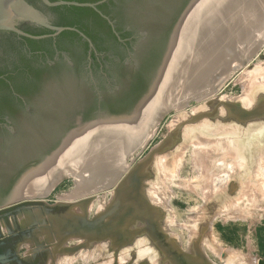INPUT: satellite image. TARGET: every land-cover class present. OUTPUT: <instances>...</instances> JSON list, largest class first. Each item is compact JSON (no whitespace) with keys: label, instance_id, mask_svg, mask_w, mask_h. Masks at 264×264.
Instances as JSON below:
<instances>
[{"label":"flooded vegetation","instance_id":"obj_1","mask_svg":"<svg viewBox=\"0 0 264 264\" xmlns=\"http://www.w3.org/2000/svg\"><path fill=\"white\" fill-rule=\"evenodd\" d=\"M23 1L37 17L0 29V207L70 132L133 110L190 0Z\"/></svg>","mask_w":264,"mask_h":264},{"label":"water","instance_id":"obj_2","mask_svg":"<svg viewBox=\"0 0 264 264\" xmlns=\"http://www.w3.org/2000/svg\"><path fill=\"white\" fill-rule=\"evenodd\" d=\"M40 1L48 6L66 5L94 9V5L90 4ZM105 1L107 0L102 2ZM209 1H189L174 26L167 51L153 82L130 113L111 116L73 130L57 150L20 176L6 202V206L15 205L18 208L0 213V264H53L60 259L73 260L75 250H100L102 260H107V254L116 253L118 250H125L128 257H135V243L152 248V255L158 260V264H209L201 259V240H207L210 219L220 201L235 198L236 187L230 185L227 196L216 197L205 206L208 216L201 218L199 236L190 238L188 255H181L176 239L166 236V220L162 208L147 202L149 189L158 183V155L166 157L172 171V155H178L179 149L193 137L208 136L210 139L230 140L237 153L236 163L243 165V174L234 179L237 182L249 178L257 153L264 152V85H250L242 102L210 100L196 110V116L184 114L174 118L171 136L162 138L154 153L147 154L136 164V170L125 174L114 194L111 207L99 210L94 221H84L86 208L93 206V202L79 206H25L28 205L26 203L47 197L61 181L74 177L72 174L62 173L44 195H32L30 184H25L22 193L15 191L25 178L40 173L65 149L70 139L74 138L76 143L81 133L89 134V146L94 148L93 143H98L97 131L100 125L109 122L113 129L121 132V142L102 144L94 160L103 156L121 160V169L110 184L114 183L128 167L127 160L141 149L150 132L156 129L162 119L170 112L184 108L185 103L181 109H166L148 127L134 150L125 155L131 123H144L148 105L154 99L160 98L159 84L169 65L179 33L201 14ZM247 1L244 0V3ZM250 1L252 0L248 2ZM21 17L35 19L37 13L23 0H0V29H13V20ZM52 29L56 32L64 30ZM240 64H244V61ZM85 171L77 175L76 179L85 177L81 175Z\"/></svg>","mask_w":264,"mask_h":264},{"label":"rangeland","instance_id":"obj_3","mask_svg":"<svg viewBox=\"0 0 264 264\" xmlns=\"http://www.w3.org/2000/svg\"><path fill=\"white\" fill-rule=\"evenodd\" d=\"M252 1H257L258 4L262 5L254 2L255 4L252 6L254 9L260 7L262 9H256L255 11L251 7V11L253 10L255 14L252 13V15L254 14L253 16L251 15L252 18L250 20L248 18L246 20V23H248L241 29L242 31L240 30L239 38L242 45L236 46L240 48V51L243 49L244 53L247 52L246 55H243V58L241 56L240 58L235 57L236 59L238 58L237 61L232 60L229 64L225 63L227 65L226 68L234 71L222 76L219 85L215 82L212 84L211 81V87L215 88H212L213 90L209 94V91L205 92L206 94L203 96L207 97L202 96V100H200L201 96H198L199 98L197 96L190 99L187 98L188 101L185 100L186 103L184 102L185 106L183 109L167 114L157 125L151 138L136 154L127 160L128 167L114 183L101 188H99L100 186L95 187L92 192H87L79 197H72L73 191L77 189L80 181L71 177L57 184L47 197L26 203L28 205L25 206H34L36 204H38L37 206L41 204H44V206H79L93 202V206H87L86 208L84 221H94L95 215L99 210L111 207L114 194L125 174L128 171L136 170V164L147 154L154 153L161 144L162 138L171 136L174 118L184 114L196 116V110L210 100L242 102L246 96L245 94H247L245 89L242 91L244 87L242 85H245L242 83V79L245 78L244 83L248 81V74L257 77L255 78L256 81L254 78L251 79L254 85H264V73L261 72L264 69V1ZM257 5L260 7H256ZM248 30L252 33L251 39L253 43L246 47L245 42ZM247 55L249 57L246 58ZM241 60L242 62L244 61L243 65H240L241 62L239 61ZM257 70H261V73L259 71L257 73ZM254 71L256 72L255 75ZM180 79H182L181 76ZM247 83L249 84V82ZM248 84L244 88L248 87ZM243 92H245L244 96ZM194 98H197V100ZM229 142L231 141L210 139L208 136L193 137L179 149L178 155H172V161L177 160V163L171 161V169L179 175L176 173L173 175L174 171L172 172L169 169L166 157L161 158L159 155L157 164L158 183L153 184L149 189L147 202L152 206L162 208L165 214L167 238H175L180 254L188 255L190 238L199 236L201 218L202 216H208L205 206L216 197L227 196L230 185L235 186V198L221 200L219 207L211 216L207 240H201V259L209 264H264V152L257 153V157L253 161L250 177L236 182L234 178H240L243 174V165L235 163L237 158L233 160L223 159V156L220 155V153L225 154L228 152V147L226 146H228ZM216 146L217 148H215ZM214 149H216L215 153ZM217 151L219 155H217ZM203 153H206V160L209 158L207 161H205V158L203 159ZM216 162L221 164L216 165ZM116 163L119 164L118 162H110L109 164L116 165ZM237 166L240 167L239 170H237ZM231 170L232 174L234 173L233 170H237L239 173L227 175L230 174ZM170 172L173 174L171 175ZM164 174H170V177L167 175V178L163 181L161 177ZM83 176L88 177L89 175ZM105 176L103 175L104 178ZM107 176H112L111 179H113L115 175ZM168 178L169 180H166ZM103 181L104 179L101 182ZM216 188L218 189L217 191ZM213 189L216 193L214 191L213 193L211 192ZM242 189L243 191L246 189L245 192L240 191ZM204 190H208L207 194ZM209 190L211 193H209ZM204 197L208 199L205 201ZM200 198H203L205 203L204 201L202 203ZM231 200H233V206L230 204ZM15 208L18 207L15 205L0 207V213ZM193 217H196L197 222ZM53 264H158V260L152 255V248L145 244L135 243V257H128L125 250H118L116 253L107 254V260H102L100 250H75L73 260L60 259Z\"/></svg>","mask_w":264,"mask_h":264},{"label":"bare ground","instance_id":"obj_4","mask_svg":"<svg viewBox=\"0 0 264 264\" xmlns=\"http://www.w3.org/2000/svg\"><path fill=\"white\" fill-rule=\"evenodd\" d=\"M248 1L244 3V0H210L207 6L204 8V10L201 12V14L187 28L181 30V32L178 35V38L176 39L175 45L173 47L169 65L167 66L163 79L161 80L159 84L158 96H160V98L154 99V101H152L148 105V113L145 115L144 123L136 122V124L134 125L131 123V132L128 134L125 155L134 150V148L138 145L137 143L146 134L147 132L146 130L148 129V127L150 128L151 125L156 122L158 117L164 111H166V109H169V107L175 110L181 109V106L184 104L185 100L188 101V99L195 97V96L197 97L201 96L200 100H202L203 99L202 96L206 94L205 92L209 91L208 92L209 94L210 91L212 92V90L215 88L213 86L211 87L210 85L211 81H212V84L213 82H215V83H218L219 85L222 76H225V74H228L234 71L233 69L230 70L229 68H226L227 65H225V63L229 64L230 61L232 60L237 61L238 58L236 59L235 57L240 58V56L242 57L243 55L244 56L246 55L247 52L244 53L243 49L240 51V48H237L236 46V45H242L240 42L239 33H241L240 30L243 27H245V25L248 23V22L246 23V20L248 18H249L248 20L252 18L251 17L252 13L255 14L253 10L256 11V9L261 8L260 6H258L261 4H258L257 1H252V2L251 1L248 2ZM254 2L258 4L256 7H260V8L254 9V7H252L255 4ZM251 7L253 8L252 11H251ZM247 33L248 35L246 36V42H245L246 47H248L249 45L253 43L251 39L252 33H250V31ZM247 57L249 56L247 55L246 58ZM246 58L245 60L247 61ZM239 62L242 63V60ZM255 71H254V75L256 73ZM258 71L259 70H257V73H259L261 70L259 72ZM261 72L264 73V69H262ZM248 75H249L247 77L248 81L244 83L245 78L243 77L244 79H242L243 80L242 83L245 85H247L248 84L247 82H249L248 84L249 86L246 88H244L245 85H242L244 86L242 88V91L243 89H245L246 93L248 92L250 84L254 85L252 83L253 80L251 79L254 78L255 80V78H257V77L251 76L250 74ZM258 75L260 76V74ZM180 76L182 79H180ZM245 92H243V96ZM203 97H207V96H203ZM194 99L197 100V98H194ZM156 105L158 106L155 107ZM98 133L100 134L98 135ZM153 133H154V130L150 132V135L147 137L143 145L149 140V138H151ZM97 135H98L97 136L98 143H93V146L95 149L89 146V140H87V142L84 141L85 143L81 141L85 139L83 138L84 133H82V135H79L77 137L76 143H74V138L70 139L67 146H65V149L59 155L54 157L40 173L30 175L27 178H25V180L15 189V191L22 193L25 184H30L32 195H44L48 193L49 189L51 188V184L58 177H60L62 173L72 174L75 178H77L76 176L85 170H86L85 172L88 173L89 176L83 177L81 180H79L80 182H79L77 189L73 191V195L70 194L72 195V197H77V196L79 197L83 194H86L87 192H92V190L95 189V187L97 188L100 186L99 188H101V187H105L109 185L112 181L111 179L112 176H107V175H116L119 172L121 168V160L113 159L111 156H103V157H100L94 160V157L101 150L102 144L104 143L120 144L121 132L119 130L113 129L112 123L109 122V123H102L100 125V129L97 131ZM85 136L87 137V135ZM226 147H228V152H226L225 154L220 153V155L223 156L222 158L223 159L227 158L229 160H233L237 158V153L233 149L231 142H229L228 146ZM215 148H217V146ZM214 150H215L214 151L215 153L216 149ZM183 152L181 153L184 155ZM211 152L213 151L211 150ZM205 154L203 156V159L205 158ZM217 155H219L218 151H217ZM160 157L163 158L164 156L160 155ZM180 158H181V154H180ZM206 158H205V161L209 159L208 158L206 160ZM162 161L164 162L163 159ZM175 161H172V162L177 163V160ZM110 162H118L119 164L116 163V165H113V164H109ZM159 162H161V160H159ZM217 164L218 162H216V165ZM239 168L240 167H238L237 170H239ZM237 170L236 171L233 170L235 175L239 173V171ZM86 173H83L81 175H85ZM175 173L178 174L176 171H174V174L170 172L171 175L172 174L175 175ZM229 173L230 174H227V175L234 174V173L232 174V170ZM103 175H106L105 178L103 177ZM165 175L166 174L162 175L161 177L163 181L165 180V178H167L168 174L166 176ZM201 175L203 174L201 173ZM103 179L104 181L101 182ZM166 180H169V178ZM226 182L228 181L226 180ZM226 182L224 183L226 184ZM217 190L218 189L216 188V191ZM245 190L243 191L242 189L240 191L245 192ZM207 191H205V193ZM213 191L214 189L211 192L213 193ZM216 191L214 192L216 193ZM211 192L209 190V193ZM207 199L208 198H206L205 201ZM201 200L203 203L204 201L203 198ZM230 202L228 203L232 205L233 200H231ZM221 204H223V202H221ZM37 205L38 204L34 206H37ZM40 206H44V204H41ZM195 218L194 220L196 221L197 219ZM194 220L192 219V222Z\"/></svg>","mask_w":264,"mask_h":264},{"label":"trees","instance_id":"obj_5","mask_svg":"<svg viewBox=\"0 0 264 264\" xmlns=\"http://www.w3.org/2000/svg\"><path fill=\"white\" fill-rule=\"evenodd\" d=\"M64 1H73V2H77V3H88V2H92L94 0H64ZM62 9H65V10L71 12L75 8H73V7H62ZM79 10L80 11H90L89 9H79Z\"/></svg>","mask_w":264,"mask_h":264}]
</instances>
